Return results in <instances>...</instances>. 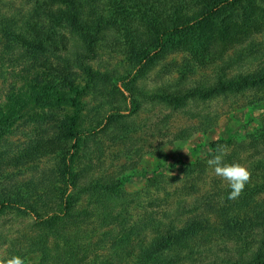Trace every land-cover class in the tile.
<instances>
[{
	"label": "trees",
	"instance_id": "16d2710c",
	"mask_svg": "<svg viewBox=\"0 0 264 264\" xmlns=\"http://www.w3.org/2000/svg\"><path fill=\"white\" fill-rule=\"evenodd\" d=\"M259 1L46 0L33 8L37 15H23L0 0V74L6 65L15 70L22 63L17 73L26 84L38 77L47 85L57 81L73 108L56 139L40 137L17 152L0 148V172L51 164L49 172L0 185V226L10 216L30 219L15 233H4L10 253L36 264H264V153L252 159L250 182L238 199H227L228 189L214 200L219 206L212 222L191 218L178 225L166 209L156 210L169 199L160 204L153 189L167 192L165 185L173 181L187 186L191 175L207 174L209 157L205 165L187 164L182 176L159 175L148 190L131 192L126 176L103 169L100 138L126 137V113L138 112L144 95L178 109L248 91L264 102V60L257 63L254 53L242 49L227 56L228 48L252 39ZM212 23L218 28L208 39L204 27ZM103 48L129 56L124 72L102 75L94 69ZM171 54L190 57V67L218 58L224 63L215 65L212 82L184 90L160 86L149 94L138 79ZM31 56H40L43 65L30 64ZM52 60L59 66L47 67ZM88 96L94 100L92 116L84 114ZM11 98L7 110L0 105V147L25 116L23 100ZM211 128L208 122L204 131ZM253 137L264 142V119Z\"/></svg>",
	"mask_w": 264,
	"mask_h": 264
},
{
	"label": "rangeland",
	"instance_id": "374dc122",
	"mask_svg": "<svg viewBox=\"0 0 264 264\" xmlns=\"http://www.w3.org/2000/svg\"><path fill=\"white\" fill-rule=\"evenodd\" d=\"M45 1L7 0V3L9 2L10 8L19 10L23 15L26 13L37 15L33 12V8ZM256 4L257 14L253 22L258 23V28L253 29L252 39L235 48L232 46L228 48L227 56L236 57V53L242 49L254 53L258 57L255 62L264 60V1L261 0ZM217 28L216 23L205 25V36L213 39ZM27 59L30 64L35 62L37 65H43L40 56H31ZM129 59L128 55L119 51L103 48L98 51L92 64L96 71L104 75L114 71L124 72ZM252 59L247 60L249 62ZM189 60L190 57L185 54L166 56L146 77H140L138 83L149 94L160 86L184 90L200 83L212 82L215 65L224 63L218 58L215 63L210 60L211 63L204 64L203 67H190ZM21 65L22 63H17L15 70H13L15 66L11 68L6 65V72L4 75L0 74V105L3 106L4 111L7 110L4 105L9 102V98L12 99L11 97L16 95L18 100H23L21 111L25 112L24 118L14 125L7 138L1 142L2 151L17 152L18 148L40 137L56 139L63 128L64 115L73 110L68 106L67 99L60 90L56 89L57 81L47 85L40 82V77L35 80L32 77V84H26L22 74L17 73ZM46 66L54 69L59 64L52 60L46 63ZM126 94L128 95V92ZM85 99L87 102L85 101L84 114L89 116L94 100L92 96ZM142 99L143 103L138 112L126 113L131 124L126 137L116 139L115 135L111 134L100 137L103 148L101 156L103 169L119 177L126 176L127 187L131 192L148 190L151 180L159 175L182 176L187 164L195 165L201 161L205 165V160L221 147L226 153L224 156L226 163H240L248 169L252 159L264 153V142L257 141L253 137L264 119V102L255 99V91L191 102L182 109L163 104L150 95H144ZM208 122L213 128L205 132L204 128ZM45 161L40 164L39 169H34L33 164L20 169L13 166L1 170L0 185L10 182L12 186L19 182L16 181L17 179H28L37 170L51 171L50 162ZM183 183L173 181L165 185L168 188L167 192L153 189L154 194L159 197L160 204L165 197L169 199L166 206L162 205L156 210L166 209L168 214L175 216L178 225H184L191 218L194 220L204 218L212 222L219 206V204L213 206V202L228 192L227 183L216 177L211 168L207 170V174L191 175L187 180V186H182ZM177 187L181 188L176 189ZM149 209L152 210L151 207ZM137 211L142 212L141 209ZM29 220L10 216L1 222L0 260L13 255L10 253L9 243L5 241L4 233L8 230L15 233ZM36 263V259H25V264Z\"/></svg>",
	"mask_w": 264,
	"mask_h": 264
},
{
	"label": "clouds",
	"instance_id": "9594fccd",
	"mask_svg": "<svg viewBox=\"0 0 264 264\" xmlns=\"http://www.w3.org/2000/svg\"><path fill=\"white\" fill-rule=\"evenodd\" d=\"M226 155L223 147L207 160V165L213 170L214 175L225 181L230 189L227 199H238L245 186L250 182V170L240 163H226ZM0 264H25V259L19 255H12L0 260Z\"/></svg>",
	"mask_w": 264,
	"mask_h": 264
}]
</instances>
